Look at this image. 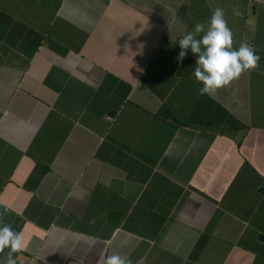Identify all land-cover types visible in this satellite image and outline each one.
Instances as JSON below:
<instances>
[{
  "label": "crops",
  "instance_id": "obj_1",
  "mask_svg": "<svg viewBox=\"0 0 264 264\" xmlns=\"http://www.w3.org/2000/svg\"><path fill=\"white\" fill-rule=\"evenodd\" d=\"M217 7L259 67L200 95L178 43ZM263 184L264 0H0L18 264H264Z\"/></svg>",
  "mask_w": 264,
  "mask_h": 264
},
{
  "label": "clouds",
  "instance_id": "obj_2",
  "mask_svg": "<svg viewBox=\"0 0 264 264\" xmlns=\"http://www.w3.org/2000/svg\"><path fill=\"white\" fill-rule=\"evenodd\" d=\"M178 44V62H183L189 51L196 58L194 77L202 85L200 95H215L242 74L259 67L260 57L252 47L246 44H241L238 49L233 47V33L224 9L220 7L212 11L207 28L203 23H195ZM8 211L5 206L0 212V256L4 257L0 264H18L17 254L26 251V244L21 232L13 230L10 223H4L3 217ZM103 264H132V261L120 254H112L104 258Z\"/></svg>",
  "mask_w": 264,
  "mask_h": 264
},
{
  "label": "water",
  "instance_id": "obj_3",
  "mask_svg": "<svg viewBox=\"0 0 264 264\" xmlns=\"http://www.w3.org/2000/svg\"><path fill=\"white\" fill-rule=\"evenodd\" d=\"M262 189H264V184L262 186ZM259 241L262 242V243H264V236L260 235L259 236Z\"/></svg>",
  "mask_w": 264,
  "mask_h": 264
}]
</instances>
